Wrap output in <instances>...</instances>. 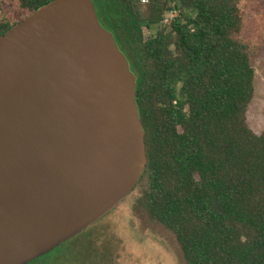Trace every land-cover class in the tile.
<instances>
[{"label":"trees","instance_id":"trees-1","mask_svg":"<svg viewBox=\"0 0 264 264\" xmlns=\"http://www.w3.org/2000/svg\"><path fill=\"white\" fill-rule=\"evenodd\" d=\"M51 1L0 0V16L10 7L0 36ZM92 2L131 54L136 78L147 163L125 199L138 195L184 264H264V130L256 134L246 118L257 52L241 37L248 0ZM92 226L50 253L75 249Z\"/></svg>","mask_w":264,"mask_h":264},{"label":"water","instance_id":"water-1","mask_svg":"<svg viewBox=\"0 0 264 264\" xmlns=\"http://www.w3.org/2000/svg\"><path fill=\"white\" fill-rule=\"evenodd\" d=\"M136 78L92 0L0 36V264H29L114 210L146 169Z\"/></svg>","mask_w":264,"mask_h":264},{"label":"rangeland","instance_id":"rangeland-1","mask_svg":"<svg viewBox=\"0 0 264 264\" xmlns=\"http://www.w3.org/2000/svg\"><path fill=\"white\" fill-rule=\"evenodd\" d=\"M140 1L142 5L148 2ZM248 3L241 37L257 53L251 59L255 71V93L246 118L249 127L260 134L264 130V48L260 47L258 40L262 39L264 0H248ZM9 10L10 7H3L0 20ZM174 15L166 14L165 22ZM104 28L117 38L111 27L104 24ZM117 44L133 70L131 54L118 39ZM86 233L75 240L78 246L75 249L71 248L74 244H66L62 250L58 249L32 264H184L174 236L161 225L147 221L137 194L130 195L112 214Z\"/></svg>","mask_w":264,"mask_h":264},{"label":"built area","instance_id":"built-area-1","mask_svg":"<svg viewBox=\"0 0 264 264\" xmlns=\"http://www.w3.org/2000/svg\"><path fill=\"white\" fill-rule=\"evenodd\" d=\"M143 3H146V1L142 0Z\"/></svg>","mask_w":264,"mask_h":264}]
</instances>
